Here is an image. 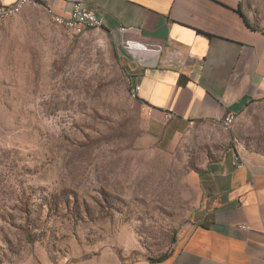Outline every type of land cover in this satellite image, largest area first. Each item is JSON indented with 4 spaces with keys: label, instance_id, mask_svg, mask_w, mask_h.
I'll return each mask as SVG.
<instances>
[{
    "label": "rangeland",
    "instance_id": "rangeland-1",
    "mask_svg": "<svg viewBox=\"0 0 264 264\" xmlns=\"http://www.w3.org/2000/svg\"><path fill=\"white\" fill-rule=\"evenodd\" d=\"M246 3L264 28V0ZM132 84L104 29L72 36L38 4L0 18V264L166 258L211 217L209 167L264 154V100L153 143Z\"/></svg>",
    "mask_w": 264,
    "mask_h": 264
},
{
    "label": "crops",
    "instance_id": "crops-1",
    "mask_svg": "<svg viewBox=\"0 0 264 264\" xmlns=\"http://www.w3.org/2000/svg\"><path fill=\"white\" fill-rule=\"evenodd\" d=\"M37 1L67 15L77 0ZM84 1L104 18L119 60L133 84H141L140 99L153 107L143 113L153 143L178 140L194 124L224 128L230 112L264 100V28L246 0ZM178 49L186 67L162 66L160 59ZM238 156L243 166L235 164ZM209 173L216 183L211 217L168 257L130 262L105 248L69 264H264V154L229 147Z\"/></svg>",
    "mask_w": 264,
    "mask_h": 264
},
{
    "label": "built area",
    "instance_id": "built-area-1",
    "mask_svg": "<svg viewBox=\"0 0 264 264\" xmlns=\"http://www.w3.org/2000/svg\"><path fill=\"white\" fill-rule=\"evenodd\" d=\"M30 4H38L37 0H16L11 4H6L2 0H0V16H2L3 20L10 18L11 12H17L18 5H30ZM43 8L48 9L49 11L54 12L55 19L58 20L65 28V31L72 35L78 36L86 32V30L92 29H101L104 27V18L99 15L95 10L91 9L84 0H77L73 2V5L67 15L60 14L54 10V8L50 5H45ZM125 29V28H122ZM160 63L165 67H176V68H185L187 65V59L185 53L178 49L167 53L160 59ZM141 90V84L134 83L130 87V96L139 101L143 112L151 113L153 107L147 105L143 102L139 97V92ZM167 118H172L173 113L167 112ZM231 119H237V114L235 112H230L223 120V126H227L230 129V121ZM235 164L240 167L243 166L242 159L238 156L236 158ZM245 227L244 225H242ZM262 259L264 261V252L262 255Z\"/></svg>",
    "mask_w": 264,
    "mask_h": 264
},
{
    "label": "bare ground",
    "instance_id": "bare-ground-1",
    "mask_svg": "<svg viewBox=\"0 0 264 264\" xmlns=\"http://www.w3.org/2000/svg\"><path fill=\"white\" fill-rule=\"evenodd\" d=\"M24 6H25V5H18V10H17V12H11V13H10V16L19 13V12L21 11V9H22ZM45 9H46V8H45ZM46 11L51 15V17L54 19V21H55L57 24H59L60 26H62V27L64 28V26H63L58 20L55 19V16H54V12H53V11H49L48 9H46ZM0 18L3 19L2 16H0ZM64 29H65V28H64ZM235 121H236V119H231V121H230V128L232 127V125L234 124ZM224 128L228 130V127H227V126H224Z\"/></svg>",
    "mask_w": 264,
    "mask_h": 264
},
{
    "label": "trees",
    "instance_id": "trees-1",
    "mask_svg": "<svg viewBox=\"0 0 264 264\" xmlns=\"http://www.w3.org/2000/svg\"><path fill=\"white\" fill-rule=\"evenodd\" d=\"M250 25H251V23H250Z\"/></svg>",
    "mask_w": 264,
    "mask_h": 264
}]
</instances>
